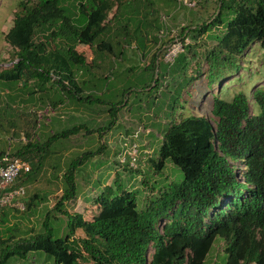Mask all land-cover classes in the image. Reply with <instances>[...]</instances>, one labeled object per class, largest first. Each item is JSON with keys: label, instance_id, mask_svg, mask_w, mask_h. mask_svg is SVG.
<instances>
[{"label": "trees", "instance_id": "obj_1", "mask_svg": "<svg viewBox=\"0 0 264 264\" xmlns=\"http://www.w3.org/2000/svg\"><path fill=\"white\" fill-rule=\"evenodd\" d=\"M66 1L20 2L21 12L5 35L18 61L0 73L1 80L21 81L20 90H24L32 80L42 84L53 75L51 80L58 81L68 94L63 93L66 98L83 100L76 70L91 62L88 54L80 51L82 48L96 47L100 53L114 55V41L129 37L135 41L140 37L135 30L138 26L154 32L155 20L147 0H74L75 8L65 6ZM225 16L230 18L226 30L221 36L210 37L215 41L213 47L207 45L204 35L224 27ZM122 19L128 24L127 38L122 30L114 28ZM190 35L195 43L183 45L186 50L179 55L182 59L197 55L194 49H211L201 56L206 62L236 59L257 45L264 48V0H219L217 13ZM57 41H63L65 48H60ZM153 42L158 43L148 38V43ZM148 45L144 49H151ZM181 85L190 88L192 81L185 78ZM253 102L260 107V114L251 112L252 104L244 94L231 102L217 99L212 109L216 127L201 116L171 124L154 165L162 170L169 160L182 170L185 180L171 198L162 197L170 211L157 214L158 223L140 213L136 194L130 191L107 201L92 219L62 210L66 200L78 197L72 169L64 175L70 187L65 188L54 208L68 219L65 234L45 222L43 233L18 239L17 228L8 227L0 231V264L27 260L33 253H45L55 264H205L217 238L226 243L225 264H264L263 87L254 90ZM27 123L28 142L11 153L30 163L31 171L20 176L17 186L33 183L45 169L50 147L81 130L74 127L53 134L39 145L38 138L33 142L38 137V120ZM37 198L42 199L35 193L26 201L27 210ZM7 213L5 209L0 212L1 222H5ZM160 221L164 222L161 230ZM78 230L84 232V239L76 240Z\"/></svg>", "mask_w": 264, "mask_h": 264}, {"label": "rangeland", "instance_id": "obj_2", "mask_svg": "<svg viewBox=\"0 0 264 264\" xmlns=\"http://www.w3.org/2000/svg\"><path fill=\"white\" fill-rule=\"evenodd\" d=\"M21 1L0 0V73L11 69L18 61L5 35L12 28L16 14L21 12ZM147 1L155 20L154 32L148 33L138 26L135 30L140 37L135 41L130 40L132 37L124 40L125 43L114 41V55L100 53L96 47L80 50L88 54L91 62L76 70L83 100L66 98L68 94L58 81L51 80L53 75L41 85L37 79L32 80L24 90H20L21 81L0 79V153H16L28 142L26 132L30 120H38V137H34L33 142L38 138L39 145H44L53 134L81 127L78 134L69 138L70 147H66L61 158L59 154L62 153L57 148L66 140L54 143L53 149L57 151L50 164L45 166L44 175L32 185H26L25 203L35 193L42 199L37 198L32 208L24 213L5 209L8 213L5 222L0 221V231L17 228L18 239H29L43 233L47 222L49 228L65 234L68 219L54 208L65 188L70 187L66 186L64 175L72 169L79 198L72 202L66 200L62 210L92 219L107 201L130 191L136 194L140 213L158 223L157 214L170 211L169 207H164L162 197L171 198L172 192H179L185 180L182 170L169 160L162 170H157L154 165L160 158V148L171 124L201 116L216 127L212 113L215 101L231 102L240 94L246 95L251 102L252 113H261L260 107L253 102L254 90L264 88V48L260 45L244 56L230 60L205 62L201 56L211 49H194L197 55L193 58H180L186 50L183 45L195 43L190 32L217 13L219 0H197L198 6L192 10L181 7L177 0ZM64 4L75 8L76 3L67 0ZM226 17L224 27L214 28L204 35L207 45L213 47L215 41L210 37L221 36L226 30L230 19ZM127 25L122 19L114 28L122 30V36L127 38ZM183 29H186L184 35ZM148 38L158 43L150 44ZM57 45L65 48L63 41H57ZM147 45L151 49H144ZM173 51L174 54L168 56ZM185 78L192 81L190 88L181 85ZM60 101H70L63 115L65 118L61 119V115L45 117L49 113L46 111L48 105ZM129 141L140 150L135 166L120 161L122 147ZM88 153L91 154L86 159ZM240 167L242 169L243 164ZM163 224V221L158 224L160 230ZM75 237L81 240L85 234L78 230ZM225 249L224 240L217 238L205 264H225ZM11 262L55 264L45 253H33L27 260Z\"/></svg>", "mask_w": 264, "mask_h": 264}, {"label": "built area", "instance_id": "obj_3", "mask_svg": "<svg viewBox=\"0 0 264 264\" xmlns=\"http://www.w3.org/2000/svg\"><path fill=\"white\" fill-rule=\"evenodd\" d=\"M181 6L188 9H195L198 6L197 0H181ZM175 51L169 53L173 55ZM120 154L122 164L129 163L135 166L138 162L140 150L136 144L130 141L124 143ZM31 165L21 157L13 155L10 151L0 156V212L4 209H16L21 213L27 211L25 198L27 190L25 186H17V181L22 174L29 173Z\"/></svg>", "mask_w": 264, "mask_h": 264}, {"label": "crops", "instance_id": "obj_4", "mask_svg": "<svg viewBox=\"0 0 264 264\" xmlns=\"http://www.w3.org/2000/svg\"><path fill=\"white\" fill-rule=\"evenodd\" d=\"M41 85V84H40ZM24 101H25V99H24ZM69 102L70 101H68V103L67 102H59V103H56V102H52V104H50V105H48V107L49 108H47L46 109V111L47 112H49L45 117H49V118H53V117H56V116H58V115H61L60 116V118L61 119H63V118H65L64 116H65V112H66V108L68 107V105H69ZM41 109V108H40ZM49 109H51V110H49ZM62 113H64V114H62ZM56 115V116H55ZM64 115V116H63ZM53 133V132H52ZM64 140H66V141H64L65 143H64V145L62 146V147H58L57 148V150H58V152H60V153H62V154H59V156H60V158L64 155L63 153L66 151V147L68 146V148L70 147V145H69V138L68 139H64ZM54 145V144H53ZM53 145L50 147V150H49V156H48V161H47V163H46V165L48 164H50V162H51V160L53 159V153H54V151H57L56 149L54 150L53 149ZM51 151H53L52 153H50ZM45 165V166H46ZM46 170V168L43 170V171H45ZM41 172V173H39L38 175H37V177H36V179H35V181H37L38 179H41L42 178V176L44 175L43 173L44 172ZM52 176V175H51ZM52 178V177H51ZM50 178V179H51ZM48 180V179H47ZM62 180H63V178H62ZM34 181V182H35ZM26 185H32V183L31 184H26ZM26 185H25V187H26ZM32 197V195L30 196V198ZM51 198V197H50ZM78 198H79V195H78V197H77V199L76 200H73V201H77L78 200ZM27 201V200H26ZM72 202V201H71ZM4 211V210H3ZM77 214H81V213H77Z\"/></svg>", "mask_w": 264, "mask_h": 264}]
</instances>
